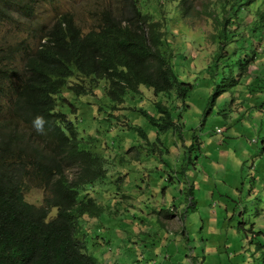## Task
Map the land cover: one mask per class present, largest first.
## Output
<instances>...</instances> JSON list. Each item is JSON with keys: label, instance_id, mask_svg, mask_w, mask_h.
Segmentation results:
<instances>
[{"label": "rangeland", "instance_id": "374dc122", "mask_svg": "<svg viewBox=\"0 0 264 264\" xmlns=\"http://www.w3.org/2000/svg\"><path fill=\"white\" fill-rule=\"evenodd\" d=\"M180 1L141 0L140 4L143 12L163 22L177 73L195 85L186 107L179 103L177 90L156 96L145 88L134 98L130 95L119 109L102 90L73 100L77 111L71 117L78 122V137L101 153L107 170V177L82 191L103 208L95 218L85 216L78 233L96 264H104L111 255L116 256L115 264H122L121 255H127L126 261L134 255L139 264H264V248L256 251L253 244L256 233H262L259 237L264 240V127L258 131L256 117L262 93L249 85L250 79H242L225 101L211 109L203 73L217 51L215 19L221 16L223 0H190L188 16ZM106 7L116 8L117 0H44L31 16L12 12L16 17L0 21V42L37 46L65 13L74 14L78 24L89 30ZM247 11L251 17L252 11ZM257 69L264 71V54L249 70ZM157 101L179 106L182 127L159 134L149 116L138 112L143 109L156 117ZM0 116L10 115L4 109ZM131 125L145 130L149 140ZM78 171L71 169V177ZM142 190L143 199L160 204L167 214H172L170 201L179 200L187 211L185 219L179 215L165 227L156 220L143 224L129 216L127 207L137 200L128 196L142 195ZM164 190H168L167 205ZM25 196L40 206L46 192L31 182ZM176 230H185L189 239L176 237Z\"/></svg>", "mask_w": 264, "mask_h": 264}, {"label": "trees", "instance_id": "16d2710c", "mask_svg": "<svg viewBox=\"0 0 264 264\" xmlns=\"http://www.w3.org/2000/svg\"><path fill=\"white\" fill-rule=\"evenodd\" d=\"M41 1L0 0V21L16 17L12 12L31 16ZM140 1L117 0L116 8L95 16L89 30L65 13L37 46L0 42V114L6 109L10 115L0 116V264H96L78 233L81 220L99 216L103 208L82 191L107 177V170L101 153L78 137L73 100L102 90L119 109L145 88L156 96L177 90L182 108L187 106L195 85L177 73L163 22L143 12ZM191 4L180 1L185 16ZM263 6L261 0H223L215 19L217 51L203 73L211 109L242 79L260 89L258 131L264 127V71L249 69L264 54ZM155 105L156 117L138 112L149 116L159 134L182 127L179 106ZM37 116L46 121L42 131L33 125ZM130 129L149 140L141 127ZM75 167L79 171L71 177ZM31 182L46 192L40 206L26 199ZM256 234L257 251L264 240Z\"/></svg>", "mask_w": 264, "mask_h": 264}, {"label": "crops", "instance_id": "0c3cea01", "mask_svg": "<svg viewBox=\"0 0 264 264\" xmlns=\"http://www.w3.org/2000/svg\"><path fill=\"white\" fill-rule=\"evenodd\" d=\"M144 193L145 191L142 190L141 194H138L137 196H133V195H129V199L131 198H135L137 200V203H133L132 205H128L127 210L129 209L130 211L128 212L129 216L132 215L135 219H139L141 220V222H143V224H146L147 222H152L155 223L154 220H156L158 223H160L161 225L168 227L169 223H172L174 221H176L177 217L180 215L181 219H185L186 217V213L187 211H185V207L184 205H182L183 203H181L179 200H174V201H170V204L167 201V196H168V190H164L163 191V197L165 199V205L169 204L172 207V210L170 209V212H172V214H167V212H164L163 209H160V204H153V201H151L150 199H143L144 197ZM190 195V196H189ZM189 198L192 196L191 193H188ZM191 203L193 204V197L190 198ZM137 211V212H136ZM226 214H228L229 209H225ZM133 212V213H132ZM186 212V213H185ZM224 216V215H223ZM156 217V219H154ZM144 231L141 230L140 234H143ZM139 234V235H140ZM147 234V233H144ZM148 235V234H147ZM174 235L178 238L183 237V239H189L187 237V233L185 230L181 231V230H176ZM177 238V239H178ZM110 256V255H109ZM116 256L111 255L110 258H106L104 264H115L118 261H116L115 263L114 258ZM127 257V255L125 256ZM125 257H121L119 258L120 260H122V264H139L138 263V259H135V256L133 255V258L128 259L127 261L125 260ZM156 260H154L155 263Z\"/></svg>", "mask_w": 264, "mask_h": 264}, {"label": "clouds", "instance_id": "9594fccd", "mask_svg": "<svg viewBox=\"0 0 264 264\" xmlns=\"http://www.w3.org/2000/svg\"><path fill=\"white\" fill-rule=\"evenodd\" d=\"M46 123L43 117L37 116L34 121L33 125L37 129V131H42L43 130V125Z\"/></svg>", "mask_w": 264, "mask_h": 264}, {"label": "built area", "instance_id": "2783aa9c", "mask_svg": "<svg viewBox=\"0 0 264 264\" xmlns=\"http://www.w3.org/2000/svg\"><path fill=\"white\" fill-rule=\"evenodd\" d=\"M217 132H218V133H222L223 130H222L221 128H217Z\"/></svg>", "mask_w": 264, "mask_h": 264}]
</instances>
